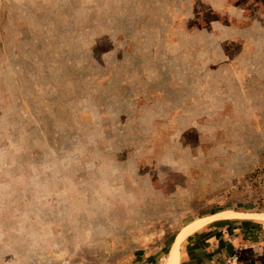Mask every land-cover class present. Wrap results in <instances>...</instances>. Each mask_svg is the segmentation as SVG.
Segmentation results:
<instances>
[{"label":"rangeland","instance_id":"1","mask_svg":"<svg viewBox=\"0 0 264 264\" xmlns=\"http://www.w3.org/2000/svg\"><path fill=\"white\" fill-rule=\"evenodd\" d=\"M258 214L264 0H0V264H166Z\"/></svg>","mask_w":264,"mask_h":264},{"label":"crops","instance_id":"2","mask_svg":"<svg viewBox=\"0 0 264 264\" xmlns=\"http://www.w3.org/2000/svg\"><path fill=\"white\" fill-rule=\"evenodd\" d=\"M253 227L240 230L238 234H224L217 237L190 233L182 240L185 244L184 251L181 258L179 256L178 262L180 264H264L263 238L257 239L252 236L250 239L248 232L246 235L248 229H252L254 233Z\"/></svg>","mask_w":264,"mask_h":264},{"label":"bare ground","instance_id":"3","mask_svg":"<svg viewBox=\"0 0 264 264\" xmlns=\"http://www.w3.org/2000/svg\"><path fill=\"white\" fill-rule=\"evenodd\" d=\"M220 214V213H219ZM229 214V213H228ZM233 214V213H232ZM239 214V213H238ZM223 215V214H222ZM235 215V213L233 214ZM256 215V214H255ZM218 216V215H217ZM240 216V215H239ZM216 217V216H215ZM232 217V216H230ZM256 218V217H255ZM206 219V218H205ZM208 219V218H207ZM257 219L258 220H264V215H259L257 216ZM202 220V219H201ZM201 220H198L196 222H194L193 224H190L189 226L185 227L181 232L180 234L178 235L177 237V242H180L182 241L188 234L190 233H193L194 231L198 230L199 228H201V226H203V221ZM207 221V220H206ZM205 222V221H204ZM166 264H178V255H177V252H176V249L173 248L171 250V253H170V256L166 262Z\"/></svg>","mask_w":264,"mask_h":264},{"label":"trees","instance_id":"4","mask_svg":"<svg viewBox=\"0 0 264 264\" xmlns=\"http://www.w3.org/2000/svg\"><path fill=\"white\" fill-rule=\"evenodd\" d=\"M247 232H248V235L250 234V237H251V235H253V231H252V229H248V230L246 231V235H247ZM250 239H252V237H251Z\"/></svg>","mask_w":264,"mask_h":264},{"label":"clouds","instance_id":"5","mask_svg":"<svg viewBox=\"0 0 264 264\" xmlns=\"http://www.w3.org/2000/svg\"><path fill=\"white\" fill-rule=\"evenodd\" d=\"M166 166H170V167H172V165L171 164H165Z\"/></svg>","mask_w":264,"mask_h":264}]
</instances>
